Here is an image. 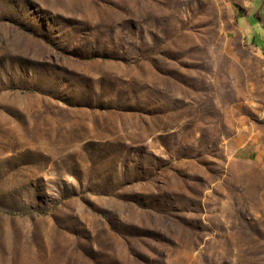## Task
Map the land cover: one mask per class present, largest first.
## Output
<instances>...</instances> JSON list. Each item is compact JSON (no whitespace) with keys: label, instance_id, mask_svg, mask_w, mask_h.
<instances>
[{"label":"rangeland","instance_id":"374dc122","mask_svg":"<svg viewBox=\"0 0 264 264\" xmlns=\"http://www.w3.org/2000/svg\"><path fill=\"white\" fill-rule=\"evenodd\" d=\"M251 4L0 0V264H264Z\"/></svg>","mask_w":264,"mask_h":264},{"label":"crops","instance_id":"0c3cea01","mask_svg":"<svg viewBox=\"0 0 264 264\" xmlns=\"http://www.w3.org/2000/svg\"><path fill=\"white\" fill-rule=\"evenodd\" d=\"M251 5L252 9L248 16L257 17L258 20H255L254 28H256L259 41L264 42V0H252ZM248 33L252 34L250 31V25Z\"/></svg>","mask_w":264,"mask_h":264}]
</instances>
